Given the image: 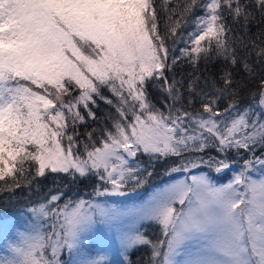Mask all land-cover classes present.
I'll return each mask as SVG.
<instances>
[{"label":"snow or ice","instance_id":"snow-or-ice-1","mask_svg":"<svg viewBox=\"0 0 264 264\" xmlns=\"http://www.w3.org/2000/svg\"><path fill=\"white\" fill-rule=\"evenodd\" d=\"M158 163L147 199L108 203ZM49 176L95 177L93 199L50 191L0 264H109L97 226L120 264H264V0H0V192Z\"/></svg>","mask_w":264,"mask_h":264},{"label":"trees","instance_id":"trees-1","mask_svg":"<svg viewBox=\"0 0 264 264\" xmlns=\"http://www.w3.org/2000/svg\"><path fill=\"white\" fill-rule=\"evenodd\" d=\"M257 23L253 22L250 25V33H256L257 32ZM183 45H178V47H182ZM179 55V53H176ZM220 64H216L214 66L209 67V73H218V70L220 68ZM203 69V65L201 66ZM184 72L187 73L188 71H191L190 68H188L187 65L184 66ZM180 69H177V72L179 73ZM248 88L251 90H255L256 85L255 84H249ZM110 95V94H109ZM154 102H156L158 105L161 102V97L159 94L154 93ZM242 99L251 100V94H242ZM108 110V106L104 105L103 102H100V109L98 110V114H103L105 111ZM81 131L84 129L81 128ZM214 153V150H213ZM239 160V158L237 157ZM141 160H143L145 163H147L146 157H141ZM164 168L165 165L162 163H158L155 166L154 175L149 179L147 185L137 190L136 196L133 199H142L144 195L149 192L154 187H157L165 182L168 181V177L164 175ZM228 174H222L220 176H216V174L213 173V176L217 183H223L228 178H230V175ZM98 183L95 177H91L90 179L86 180H77V181H69L66 178L61 179L59 177L54 178L53 176H49L47 179H42L39 184H33L31 188H21L16 191L15 195H11L10 193L0 192V220L3 219H9L13 217H20L21 214H23L28 208L32 206H36L39 203L45 202L46 198L49 195V192L51 191L53 194L56 193V190L59 189L61 193L64 194L63 200L60 202L63 203L64 200L68 199H84V200H90L93 198V187ZM67 185V186H65ZM146 233L150 236L152 239H156L159 236V229L156 226L149 225L146 227ZM130 259L132 261V264H145L146 258L148 256V252L144 248L134 249L129 253ZM63 259L66 260L65 256Z\"/></svg>","mask_w":264,"mask_h":264},{"label":"rangeland","instance_id":"rangeland-1","mask_svg":"<svg viewBox=\"0 0 264 264\" xmlns=\"http://www.w3.org/2000/svg\"><path fill=\"white\" fill-rule=\"evenodd\" d=\"M230 175L231 173H227ZM227 175V176H228ZM254 175H257L254 173ZM228 178L225 182L227 183ZM221 184V183H218ZM163 184L157 186L160 187ZM157 187H154L149 192H147L144 197L141 199H131V200H121L120 198L117 200H111L109 198L108 203H113L119 206H125L130 204H138L147 199L148 195L154 191ZM93 199V198H92ZM90 199V200H92ZM98 202L103 203V198H100ZM29 224V215L27 210L20 215V217L16 216L9 219L0 220V246H2L3 241L7 239H11L14 237L17 231H26L28 229ZM88 248L91 250L93 255H105L109 264H120L122 256L119 251V241L116 239L114 232L110 233L103 226H97L96 230L92 233L90 237V241L88 243ZM66 260L68 259L67 254L65 253Z\"/></svg>","mask_w":264,"mask_h":264},{"label":"water","instance_id":"water-1","mask_svg":"<svg viewBox=\"0 0 264 264\" xmlns=\"http://www.w3.org/2000/svg\"><path fill=\"white\" fill-rule=\"evenodd\" d=\"M133 196H134V194L130 193L128 196H125V197H111V199H113V200H116V199H119V198L129 199V198H132Z\"/></svg>","mask_w":264,"mask_h":264}]
</instances>
